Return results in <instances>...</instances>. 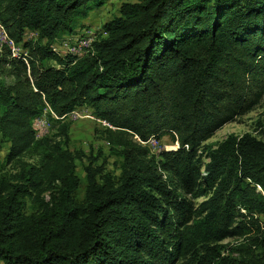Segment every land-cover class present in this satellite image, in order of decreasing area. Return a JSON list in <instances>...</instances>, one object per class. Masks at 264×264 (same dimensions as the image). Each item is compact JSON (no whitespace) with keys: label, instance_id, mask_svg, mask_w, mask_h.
Returning <instances> with one entry per match:
<instances>
[{"label":"trees","instance_id":"obj_1","mask_svg":"<svg viewBox=\"0 0 264 264\" xmlns=\"http://www.w3.org/2000/svg\"><path fill=\"white\" fill-rule=\"evenodd\" d=\"M103 4L0 0V28L21 49L0 45L13 77L0 82V149L14 165L0 168V261L264 264V139L205 143L264 96V0L123 2L85 54L59 53ZM82 106L109 122L118 175L70 148L61 117ZM47 108L58 124L40 138ZM166 135L179 147L156 153L150 138Z\"/></svg>","mask_w":264,"mask_h":264},{"label":"rangeland","instance_id":"obj_2","mask_svg":"<svg viewBox=\"0 0 264 264\" xmlns=\"http://www.w3.org/2000/svg\"><path fill=\"white\" fill-rule=\"evenodd\" d=\"M137 0H104V4L96 8L94 11L91 12L89 17L83 20L84 25L83 28L78 30L75 34H72L67 38L62 44H56V50L66 55L73 50L74 46H82L83 43H80L83 38L85 43L92 42L97 40L100 36H105V24L106 22L110 21L114 16L119 13V7L123 2H134ZM1 28H0V45L4 43V38L1 36ZM83 35V37H80ZM34 33L29 34L30 37H34ZM84 43V44H85ZM66 44V45H65ZM18 52L21 49L17 46ZM69 51V52H68ZM85 54V53H83ZM82 54V55H83ZM13 81V77L10 75L4 74L0 72V82L4 83H11ZM77 109H82L80 115L72 120L66 119L70 123V136H71V143L70 148L72 150L81 149L85 151L87 154H93V156H98V164L105 163V167L108 171H112L114 174L118 175L120 170V159L117 154L112 152L110 145L105 140V126H109V124L99 122V118H96L93 114L91 109L88 106H82ZM50 112V111H49ZM76 112V109L73 111ZM50 114V113H49ZM71 114V113H70ZM69 114V115H70ZM44 116V115H43ZM40 117L37 119V122H44V117ZM41 120V121H40ZM57 122L52 124L51 132L47 133L44 130H40L39 123L35 121V129L37 137H44L46 135L54 136L57 128ZM246 132H251L258 137L264 139V96L261 102L250 112L247 114L238 117L236 120L227 123L221 129H219L209 140L205 141V143H210L213 145L218 144L219 142L225 140L229 135H237L240 136ZM140 138H138L139 140ZM173 140L170 135L164 136L159 143L158 148L166 149L170 148ZM146 144V142H145ZM148 144V143H147ZM150 145V144H149ZM152 149L153 145H150ZM8 143L3 142V146L0 149V168L3 170L13 171L14 165L6 163V156L8 153ZM172 149V148H170ZM28 158V156H26ZM34 160V159H32ZM88 163V159L84 158L82 160H77V173L82 179V191H84L85 187V170L84 166ZM195 202H200L203 200L199 198L197 200L193 199ZM241 240L240 238H228L224 240L225 243L228 245H232L236 242ZM237 254V253H236ZM0 264H4L0 261Z\"/></svg>","mask_w":264,"mask_h":264},{"label":"built area","instance_id":"obj_3","mask_svg":"<svg viewBox=\"0 0 264 264\" xmlns=\"http://www.w3.org/2000/svg\"><path fill=\"white\" fill-rule=\"evenodd\" d=\"M30 32V31H29ZM5 40H7V43L9 45H12L10 43V41L5 37ZM14 46V45H12ZM82 109H76V112H71L70 115H66V117H61L63 120H66V119H69V120H72L73 118H76L77 116L80 115V112H81ZM44 114V122H37V118H35L34 120H36V123H39L40 124V130H44L46 131L47 133L51 132L52 130V124H51V120H50V116H49V108L45 109V111L43 112ZM53 117H55L54 114H51ZM99 122H103V123H106V124H109L108 121L106 120H102V119H99ZM110 125V124H109ZM150 140H154V141H157L158 142V146H159V143L160 141L158 139H156L155 137H152L150 138ZM173 144H177L176 145H171L170 148L172 149H177L179 147V143H173ZM169 148V149H170ZM164 149V148H163ZM168 148H166V150H169ZM159 150L161 151L162 149L159 148Z\"/></svg>","mask_w":264,"mask_h":264},{"label":"bare ground","instance_id":"obj_4","mask_svg":"<svg viewBox=\"0 0 264 264\" xmlns=\"http://www.w3.org/2000/svg\"><path fill=\"white\" fill-rule=\"evenodd\" d=\"M1 33H2V37L4 38V43L5 44H7L8 46H10L11 47V49L13 50V51H15V52H18V50H17V45L12 41V40H10L9 38H8V36H7V34H6V32L1 28ZM5 37L10 41V43L12 44V45H14V46H12V45H9L8 43H7V40H5ZM4 43H2V44H4ZM80 43H83L82 44V46H74L73 47V50L72 51H70V53H75V54H77V55H82L83 53H86V48L87 47H89L91 44H92V42H89L88 41V43H85V41H81ZM85 43V44H84ZM1 44V45H2ZM66 45V44H65ZM69 52V51H68ZM44 117V116H43ZM44 119V118H43ZM41 121V120H40ZM40 125V124H39ZM152 145H153V148L155 149V152L156 153H159L160 152V150H159V148H158V142H154V143H152Z\"/></svg>","mask_w":264,"mask_h":264}]
</instances>
